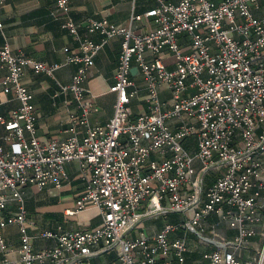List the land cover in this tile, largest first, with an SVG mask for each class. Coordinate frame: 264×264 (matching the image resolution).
I'll return each mask as SVG.
<instances>
[{"label": "built area", "instance_id": "1", "mask_svg": "<svg viewBox=\"0 0 264 264\" xmlns=\"http://www.w3.org/2000/svg\"><path fill=\"white\" fill-rule=\"evenodd\" d=\"M155 1L144 14L132 12L127 26L89 18L82 35L80 24L67 18L61 26L78 41V51L60 64L14 52L7 42L0 47V93L19 102L0 113V264H90L91 257L111 251L119 264H187L190 233L215 248L188 264H264V247L246 260L240 256L255 235L247 225L264 219V0ZM68 2L56 0V10L66 14ZM144 16L153 28L137 33L132 24ZM115 36L121 43L113 115L104 125H89L92 105L83 83L96 53ZM66 64L77 68L60 91L72 93L82 113L70 118L86 129L81 138L41 142L24 69L55 78ZM133 64L143 76L147 104L135 116L129 106L137 93ZM162 85L170 91L166 100L160 98ZM67 161L77 163L83 192L66 213L92 206L102 221L92 229L40 230L34 237L54 244L35 249L27 233L35 221L27 219L22 188H60L68 180ZM209 174L214 176L207 182ZM168 212L185 219L152 236L130 235L147 216ZM221 222L237 231L231 241L216 238ZM12 224L21 233L14 261L7 258L3 234ZM179 228L182 235L171 238Z\"/></svg>", "mask_w": 264, "mask_h": 264}, {"label": "crops", "instance_id": "2", "mask_svg": "<svg viewBox=\"0 0 264 264\" xmlns=\"http://www.w3.org/2000/svg\"><path fill=\"white\" fill-rule=\"evenodd\" d=\"M176 1V0H174ZM156 6L155 0H69L67 13L56 10V0H5L0 3V47L7 42L14 52L21 51L35 60L47 64L63 63L65 57L78 51V41L61 24L71 18L80 24L79 34L85 33L84 23L87 19H107L112 25H129L132 12L144 14L147 10ZM137 33L147 32L153 28L150 17H143L132 24ZM92 39L98 42L100 34L94 33ZM121 37L110 38L100 48L93 59L86 80L83 85L88 90L85 101L90 102L87 116L89 125H104L113 115L116 94L112 90L114 86V73L118 64L120 54ZM150 59V53L146 54ZM162 58L169 68L173 67L168 52L162 54ZM77 68L76 64L60 66L55 71V78L44 74H36L30 67L24 69L22 77L23 84L33 95V103L37 112V136L41 142L51 139L63 140L76 135L78 138L84 134L86 126L74 124L70 115L80 116L82 109L78 107L70 91H60L61 85H69ZM137 93L130 100L132 116L147 110L144 100L146 87L139 68L133 64L131 68ZM170 97V91L164 85L160 87V98L166 100ZM19 102L11 93H0V113L6 115L8 111L16 109ZM5 133L0 126V137ZM5 148H12L11 144L3 143ZM197 165L198 162L196 163ZM64 169L68 180L60 188L53 186L37 190L34 187L25 186L22 194L27 211V219H32L35 224L27 226V233L32 237L35 249L49 247L54 244L52 239L37 238V232L43 229L62 230L68 229H92L100 225L102 218L96 207H88L69 215L66 210H72L75 203L83 192V181L78 176V166L75 161H67ZM209 174L207 182L213 179ZM261 180H264V167H262ZM212 216L210 220H216ZM184 216L179 213L168 212L147 216L138 225V232L130 234L135 236L143 233L152 236L160 231L165 224H178L183 221ZM255 230V235L247 238L240 252L243 260H246L259 252L264 242V219L262 222L248 224ZM181 228L175 230L170 237L182 235ZM235 229L229 228L226 223L221 222L217 227L216 238L222 242L231 241L236 235ZM8 249L7 258L14 261L19 257L20 229L18 225L12 224L3 230ZM191 252L188 254L187 264L200 257L202 251L215 248L206 246L201 241L195 242L189 234L187 236ZM1 257V254H0ZM90 264H119L115 251L93 256Z\"/></svg>", "mask_w": 264, "mask_h": 264}, {"label": "rangeland", "instance_id": "3", "mask_svg": "<svg viewBox=\"0 0 264 264\" xmlns=\"http://www.w3.org/2000/svg\"><path fill=\"white\" fill-rule=\"evenodd\" d=\"M211 172L213 173V171H211ZM184 219H185V217L183 218V220ZM137 232H138V229L137 228H133V230L130 232V234L132 235V234H135ZM190 235L194 238L195 242H197V241L199 242L200 241V238L197 235H195L193 233H190ZM262 247H264V242H262L259 251L262 249Z\"/></svg>", "mask_w": 264, "mask_h": 264}]
</instances>
